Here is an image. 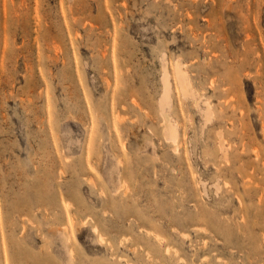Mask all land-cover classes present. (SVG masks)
<instances>
[{
  "label": "rangeland",
  "instance_id": "rangeland-1",
  "mask_svg": "<svg viewBox=\"0 0 264 264\" xmlns=\"http://www.w3.org/2000/svg\"><path fill=\"white\" fill-rule=\"evenodd\" d=\"M0 264H264V0H0Z\"/></svg>",
  "mask_w": 264,
  "mask_h": 264
},
{
  "label": "bare ground",
  "instance_id": "bare-ground-1",
  "mask_svg": "<svg viewBox=\"0 0 264 264\" xmlns=\"http://www.w3.org/2000/svg\"><path fill=\"white\" fill-rule=\"evenodd\" d=\"M186 72V71H185ZM176 75L178 77V80H179V83L181 85V88L182 90L184 91V93L188 92V86H187V83H186V77L184 75V72L182 71L181 67L179 66L178 68H176ZM170 85V84H169ZM168 82L166 81V78L164 79V98H165V101H167V98H168ZM192 87V85H191ZM194 89V88H193ZM190 91V90H189ZM196 91V90H195ZM193 91V92H195ZM190 94V93H189ZM185 98V97H184ZM187 98V97H186ZM166 119V118H165ZM168 121V119H166ZM166 123V122H164ZM170 123V122H169ZM169 123L168 124V129H169V134H171L173 131H174V128L172 127V125H170ZM173 124V123H172ZM166 128V127H165ZM175 137V136H174ZM173 137V138H174ZM170 138V137H169ZM174 141H175V138H174ZM256 151V150H255ZM122 163V162H121ZM101 236V235H100Z\"/></svg>",
  "mask_w": 264,
  "mask_h": 264
}]
</instances>
